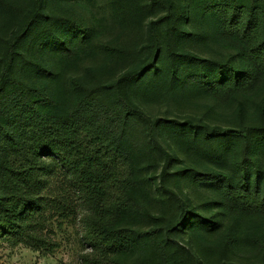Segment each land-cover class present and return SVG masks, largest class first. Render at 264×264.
Listing matches in <instances>:
<instances>
[{
  "label": "rangeland",
  "instance_id": "rangeland-1",
  "mask_svg": "<svg viewBox=\"0 0 264 264\" xmlns=\"http://www.w3.org/2000/svg\"><path fill=\"white\" fill-rule=\"evenodd\" d=\"M173 1L179 5L187 3L189 16L185 23L176 20L172 49L198 60L173 63L178 55L169 54L163 46L157 65L170 72V79L168 76L162 82H154L153 90L148 89L149 82H142L132 93L159 125L184 126L187 133L159 128L164 154L157 150L142 123L125 132L122 150L130 159L132 176L124 206H117L107 217V226L113 230L152 231L164 230L169 223L178 224L183 210L176 194L190 213L199 216L191 222L201 218L203 222H218L211 229L197 230L189 225L182 233L175 232L185 251H196L198 254H194L204 264H264V214L230 204L225 195L227 183L242 186L248 182L251 187H264V147L259 139L264 135V103L259 104L264 98V74L256 73L252 84L241 90L212 91L196 80V76L209 74L217 85L223 75L234 76L232 67L240 73L254 71L245 55L247 44L228 36L219 18L208 12L210 5L247 6L249 0ZM25 2L14 0L17 7ZM48 11L54 39L65 45H50L43 30L26 44L14 74L20 85H10L6 99L0 97L3 125L8 123L5 116L19 105L28 108L36 104L48 120L65 122L79 97L108 99L100 87L115 81L146 57L150 50L149 23L162 22L167 16L163 7L150 0H49ZM15 22L14 15L0 12V34L6 36ZM164 24L161 32L167 28ZM66 25L89 29L87 38L65 32ZM2 51L0 47V57ZM38 64L50 68L53 75L43 74L35 67ZM71 78L77 79L76 85L70 83ZM241 101L246 110L240 111ZM213 128L234 132L225 136L213 134L211 138L204 135L205 130ZM209 152H217L218 159L206 158ZM208 172L224 175L220 188L211 189L194 178ZM49 191L61 206L44 214L43 234L57 247L34 251L0 239V264H80L81 254L91 252L83 243L87 212L62 173L51 178ZM189 217L188 214L186 219ZM158 240L138 239L115 259L121 264L183 261L186 253L177 251L170 236Z\"/></svg>",
  "mask_w": 264,
  "mask_h": 264
},
{
  "label": "trees",
  "instance_id": "trees-1",
  "mask_svg": "<svg viewBox=\"0 0 264 264\" xmlns=\"http://www.w3.org/2000/svg\"><path fill=\"white\" fill-rule=\"evenodd\" d=\"M25 1L23 6L17 7L14 0H0V12H8L16 19L13 30L6 36L0 34V47L3 50L0 57V97L3 99H6L10 85H20L14 79L17 62L26 44L36 33L42 30L47 33L50 45H65L64 42L55 41L54 32L49 27L52 19L48 11L49 0ZM150 1L163 7L167 16L162 22L149 23L147 39L150 50L146 57L115 81L100 87L106 91L108 99L102 101L87 95L79 97L65 122L48 120L36 104L28 108L19 105L5 116L6 125L0 121V239L9 241L13 246L24 245L34 251H50L57 247L43 234L46 227L44 214L61 206L58 199L50 197L48 193L51 178L62 173L78 197L81 208L87 212L83 243L91 252L81 254L80 264H121L115 259L116 255L131 248L138 239L148 238L158 242V238L164 236H170V243L177 251L186 253L180 264H204L199 261L196 251L194 254L192 250L185 251L180 246L175 232L182 233L189 225L197 230L211 229L218 226V222H203L202 218L198 222H191L192 218L199 216L189 212V207L179 195L174 194L183 210V217L178 224L169 223L164 230L152 231H134L131 228L113 230L107 226V217L124 206L132 176L130 159L122 150L125 132L138 122L142 123L147 135L156 143L157 150L164 154L166 151L159 138V128L187 133L184 126L159 125L158 120L147 114L133 97V89L142 82H149L148 89L153 90L156 85L154 82L168 78L170 72L157 65L163 46H166L169 54L178 55L173 63L198 60L172 49L176 20L187 22L188 4L179 5L173 0ZM208 12L219 18L228 36L237 37L247 44L245 55L254 71L240 73L238 68L232 67L234 76L223 75L217 85L209 74L196 76V80L212 91L249 87L256 73L264 74V0H249L247 6L214 4L208 7ZM163 22L167 28L161 32ZM88 30L70 25L64 28L67 33L81 34L82 39L87 38ZM35 67L47 76L53 75L50 68L39 64ZM76 82L77 79H70L71 84L76 85ZM26 98L29 99V94ZM262 103L264 98L259 104ZM239 106L240 111L247 108L243 101ZM233 132L231 129L213 128L205 130L204 135L211 138L213 134L225 136ZM259 139L264 147V135ZM216 155L217 152H209L205 157L218 159ZM194 178L211 189H218L224 175L208 172L195 175ZM244 178L246 181L245 173ZM225 195L230 204L247 212L264 214V187H251L248 182L242 186L227 183ZM188 214L190 217L186 219Z\"/></svg>",
  "mask_w": 264,
  "mask_h": 264
}]
</instances>
